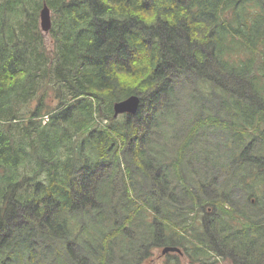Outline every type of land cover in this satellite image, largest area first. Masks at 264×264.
Listing matches in <instances>:
<instances>
[{
  "label": "trees",
  "instance_id": "16d2710c",
  "mask_svg": "<svg viewBox=\"0 0 264 264\" xmlns=\"http://www.w3.org/2000/svg\"><path fill=\"white\" fill-rule=\"evenodd\" d=\"M164 247L264 264V0H0V264Z\"/></svg>",
  "mask_w": 264,
  "mask_h": 264
},
{
  "label": "water",
  "instance_id": "95a60500",
  "mask_svg": "<svg viewBox=\"0 0 264 264\" xmlns=\"http://www.w3.org/2000/svg\"><path fill=\"white\" fill-rule=\"evenodd\" d=\"M39 27L43 33H48L51 27V14L46 4L43 5L39 12ZM139 102L140 99L136 95H131L121 101L116 102L113 105L114 117L121 114L134 115L138 109ZM168 252L181 253L180 249L175 247H164L163 249H161L162 255Z\"/></svg>",
  "mask_w": 264,
  "mask_h": 264
},
{
  "label": "rangeland",
  "instance_id": "374dc122",
  "mask_svg": "<svg viewBox=\"0 0 264 264\" xmlns=\"http://www.w3.org/2000/svg\"><path fill=\"white\" fill-rule=\"evenodd\" d=\"M161 254V249L159 250H157V249H155V251L153 252V256H152V262H150V261H147L145 264H164V262H165V259L164 258H159V256H161L160 255ZM181 264H190V262H189V260L186 258V257H182V260H181Z\"/></svg>",
  "mask_w": 264,
  "mask_h": 264
},
{
  "label": "flooded vegetation",
  "instance_id": "af4514ba",
  "mask_svg": "<svg viewBox=\"0 0 264 264\" xmlns=\"http://www.w3.org/2000/svg\"><path fill=\"white\" fill-rule=\"evenodd\" d=\"M190 262V261H189ZM191 264V263H190Z\"/></svg>",
  "mask_w": 264,
  "mask_h": 264
}]
</instances>
